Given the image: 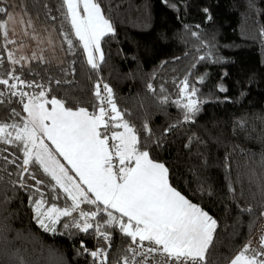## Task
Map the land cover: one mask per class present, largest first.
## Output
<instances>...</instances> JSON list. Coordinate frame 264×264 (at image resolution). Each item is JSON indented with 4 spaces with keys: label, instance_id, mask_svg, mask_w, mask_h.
Listing matches in <instances>:
<instances>
[{
    "label": "trees",
    "instance_id": "obj_1",
    "mask_svg": "<svg viewBox=\"0 0 264 264\" xmlns=\"http://www.w3.org/2000/svg\"><path fill=\"white\" fill-rule=\"evenodd\" d=\"M97 2L114 28V34L101 40L104 60L98 69L87 64L74 33L75 46L68 51L61 33L71 28L55 10L56 0H41L35 7L33 0H25L36 29L53 38L51 56L48 51L43 54L51 63L29 60L15 67L31 69L22 78L45 85L47 99H60L74 109L86 107L90 113L100 104L95 85L100 83L101 96L106 97L103 85L107 84L124 119L136 130L141 145H146L142 150L164 163L169 183L217 221L208 264H230L264 228L260 215L264 212V0ZM18 3L0 0V6ZM43 3L49 4L57 20L46 18ZM8 51L9 44L0 35V58L6 63L0 73L12 67L6 60ZM185 78L198 90L193 99L200 108L189 120L180 106L187 103L180 93ZM23 90L38 93L41 89ZM0 91L7 89L0 86ZM8 98L12 101L8 109L15 107L21 118H8L0 107V120L22 124V106L16 97ZM6 167L8 172L15 171L14 165ZM37 169L33 166L37 177L45 180L41 189L48 200L46 207L70 205L59 189L53 193L59 199L48 196L55 182ZM0 176L4 177L0 181V264H90L81 241L93 248L97 239L63 227L71 225L78 212L62 217L55 233L45 232L29 203L34 189L14 187L9 181L18 180L16 175L0 172ZM81 208L95 210L93 205ZM105 230L112 234L107 251L109 264H114L127 254L123 250L129 239L118 227ZM102 247H106L104 241Z\"/></svg>",
    "mask_w": 264,
    "mask_h": 264
},
{
    "label": "snow or ice",
    "instance_id": "obj_2",
    "mask_svg": "<svg viewBox=\"0 0 264 264\" xmlns=\"http://www.w3.org/2000/svg\"><path fill=\"white\" fill-rule=\"evenodd\" d=\"M40 2L33 0L32 6ZM56 2L59 7L55 10L61 12L71 28V32L61 33L68 51L71 52L75 46L71 38L74 33L87 54V64L98 69L104 60L101 40L114 34L101 4L97 0ZM42 7L47 9L46 18L57 20L55 15H51L53 9L48 3H43ZM14 10H18L19 23L31 28V39L36 40L28 7L25 0H19L18 4L0 6V35L5 43H17L10 38L8 28L9 22L16 21L17 11ZM12 35H15L14 31ZM25 35L29 34L25 32ZM48 42L51 44V39ZM23 47L21 44L20 48ZM96 53H99L98 57ZM6 60L12 67L0 73V86L7 89V92L0 91V107L5 108L8 118H21V112L15 107L10 110L7 107L12 103L8 97H16V103L22 106L27 116L22 124L0 120V172L18 177L16 181H9L14 187L18 184L21 189H34L29 203L39 226L45 232L55 233L62 217H72L78 212V218L73 217L71 225L65 223L63 227H74L105 242L106 247L90 250L81 241V251L88 253L98 264H109L107 249L112 246V234L105 229L117 227L119 233L130 240L123 250L127 255L117 264H208L217 221L169 183V169L164 163L154 161L147 150H142L146 145H141L136 130L124 119L114 101L112 89L104 84L103 89L107 93L104 97L101 96L100 83L95 85L94 95L100 101L94 105L97 111L90 113L86 107L74 109L60 99H47L45 85L36 83L34 79H23V72L31 69L15 67L27 60L50 64L46 57L36 53L31 57H17L15 52L8 51ZM0 67H6L2 58ZM18 71L21 75H17ZM55 83L62 81L55 80ZM32 87L41 90L38 93L23 90ZM148 87L151 89L152 85ZM220 90L226 91L222 86ZM197 91L185 78L180 88L181 95L187 100L180 105L185 110V120L191 119L190 114L200 111L199 102L193 99ZM49 104L50 109L46 107ZM144 127L147 129V125ZM44 138L51 142L54 150ZM57 154L70 168L56 158ZM7 165H14L15 171L8 172ZM33 166H38L37 170L42 169L43 174L55 182L48 196L52 200L59 199L58 194H53L59 189L71 201L70 205L46 207L48 200L41 189L45 180L37 177ZM3 180L4 177L0 176V181ZM29 181H34V184ZM82 204L93 205L95 210L85 211ZM260 215L264 216V212ZM251 245L249 240L230 264H264V234L259 238V249Z\"/></svg>",
    "mask_w": 264,
    "mask_h": 264
},
{
    "label": "rangeland",
    "instance_id": "obj_3",
    "mask_svg": "<svg viewBox=\"0 0 264 264\" xmlns=\"http://www.w3.org/2000/svg\"><path fill=\"white\" fill-rule=\"evenodd\" d=\"M16 15V21L15 22H9L8 28H9V36L12 39H15L17 41L16 44H9V47L11 51L15 52L17 57L20 55H24L26 57H31L33 53H36L37 56H43V54L47 53V56L50 57L54 44H53V38L51 37V34H42L39 32L36 27L35 28V33L37 34V39L33 40L31 39V35L33 34V30L31 28H27L26 25H22L19 23V14L18 10ZM27 19V17H25ZM32 19V18H31ZM33 21V19H32ZM34 25V22H33ZM13 31L15 32V35L13 36L12 33ZM25 32H27L29 35H25ZM49 39H51L52 43L49 44ZM23 44L24 47L21 49L20 45ZM96 56H99V53H96ZM29 60L22 62V64H26ZM27 116V113H25V117ZM260 234V233H259ZM259 234L258 236L254 237L252 241V248L259 249ZM264 234V228L260 234V236ZM240 253V252H239ZM238 253V254H239ZM237 254V255H238ZM251 254V253H249Z\"/></svg>",
    "mask_w": 264,
    "mask_h": 264
},
{
    "label": "crops",
    "instance_id": "obj_4",
    "mask_svg": "<svg viewBox=\"0 0 264 264\" xmlns=\"http://www.w3.org/2000/svg\"><path fill=\"white\" fill-rule=\"evenodd\" d=\"M86 56H87V54H86ZM46 107H48V108L50 109V108H51V105H50V104H49V105H46ZM119 130L122 131V129H119ZM44 140H45V143L48 144V145L50 146V148H53V150H54V146L51 145V142L48 141L46 138H44ZM56 158H57L62 164H64L66 167H69V168H70V166H69V165L67 164V162L63 159V157H60V156L57 154ZM70 174L74 175V173H71V172H70Z\"/></svg>",
    "mask_w": 264,
    "mask_h": 264
},
{
    "label": "built area",
    "instance_id": "obj_5",
    "mask_svg": "<svg viewBox=\"0 0 264 264\" xmlns=\"http://www.w3.org/2000/svg\"><path fill=\"white\" fill-rule=\"evenodd\" d=\"M130 243V240L129 242ZM96 247H102V240H97L96 245L93 248H89L90 250H95ZM88 255V253H86ZM127 255V254H126ZM88 257L90 258L91 262L90 264H98V261H94L93 258L88 255ZM123 256H121L117 261H119ZM117 261L114 264H117Z\"/></svg>",
    "mask_w": 264,
    "mask_h": 264
}]
</instances>
